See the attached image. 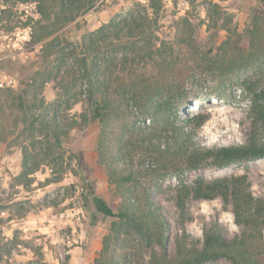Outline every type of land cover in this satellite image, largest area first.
I'll list each match as a JSON object with an SVG mask.
<instances>
[{"label":"rangeland","instance_id":"1","mask_svg":"<svg viewBox=\"0 0 264 264\" xmlns=\"http://www.w3.org/2000/svg\"><path fill=\"white\" fill-rule=\"evenodd\" d=\"M152 1L159 6V14L149 16L144 33L131 39L128 49L114 43L95 47L91 53L85 50L101 26L121 18L138 21L148 14ZM36 12L34 3L0 0V241L7 243L5 249L15 264H93L112 219L83 199L85 186L91 185L114 211L120 198L112 193L106 169L97 162L100 127L90 119L87 82L79 78L80 59L89 63L95 58L102 66L105 58H115L119 64L125 57L128 66L142 73L169 66L172 81H177L181 90L171 97L168 120L186 127L188 115L207 114L208 119L196 130L197 144L210 148L243 143L250 130V102L239 82L252 69L224 75L210 66L209 59L222 41L248 48L245 28L253 14H264V0H95L92 10L67 25H58L38 43L32 41L27 25L30 18H38ZM260 63L264 58L256 61ZM127 71L115 72L116 78L128 81ZM116 78L109 79L113 82L111 95ZM7 94L9 98L20 95L26 110H20L17 101L8 100ZM41 102L57 113L65 127L76 122L59 142L48 132L29 129L32 117L40 112L32 104ZM116 104L126 114V122L143 129L158 126L127 96ZM24 151L30 156L29 164L38 162L27 175L29 185L20 183L24 180ZM136 162L134 158L133 164ZM242 174L247 175L252 195L264 200V158L222 169L204 164L189 170L179 165L163 181L156 178L149 185V197L166 222L169 256H174L175 240L182 233L175 208L179 181L191 184L197 177L210 181ZM186 207L189 240H201L203 227L214 223L226 239L242 232L231 206L219 197L189 199ZM147 256L143 251L142 257ZM205 264L231 263L220 258Z\"/></svg>","mask_w":264,"mask_h":264},{"label":"trees","instance_id":"2","mask_svg":"<svg viewBox=\"0 0 264 264\" xmlns=\"http://www.w3.org/2000/svg\"><path fill=\"white\" fill-rule=\"evenodd\" d=\"M13 1L35 4L38 18H30L27 22L35 43L48 38L58 25H67L77 16L86 14L95 4V0ZM148 9V14L138 18V21L121 18L101 26L96 31L94 41L91 39L85 45V50L91 53L95 47L107 48L114 43L123 44L122 47L128 49L130 40L144 33L143 25L149 16L157 17L160 11L154 1L148 4ZM245 33L248 37L246 50L237 44L222 41L214 57L209 59L210 66L224 75L235 76L252 69L239 82L240 89L250 102L249 135L243 143L226 146L208 148L196 143V130L208 119L207 114L188 115L186 127L175 120H168L166 114L171 109V97L181 90L180 84L172 81L169 66H158L155 73H142L128 66L125 57L118 61L119 64L115 58H105L102 66L97 64L95 58H91L89 63L84 57L80 59L82 73L79 78L87 82L90 119L100 127L97 162L105 167L112 193L120 198L119 207L114 211L103 197L94 192L91 185L85 186L83 199L102 216L112 219L93 264H205L220 258L227 259L231 264H264V200L252 195L246 174L218 177L210 181L197 177L191 184L179 181L175 208L182 233L175 240L174 256L167 254L166 222L149 197V185L156 178L163 181L165 175L179 165L189 170H197L204 164L222 169L264 158V63L256 64V61L264 58V14H253ZM124 71L130 76L128 81L116 78L115 72ZM113 75L116 88H112L115 91L111 95L109 87L113 82L109 79ZM9 91L12 92V89ZM9 96L7 94L6 98L17 101L20 110H26L20 95ZM125 96L158 126L143 129L133 122H126V114L116 104V100ZM35 106L40 112L32 117L29 129H36L39 133L48 132L55 142H59L76 124L73 121L65 127L57 113L48 106L42 102L32 104V107ZM2 141L0 137V143ZM29 158L24 151V180L20 183L25 185L30 184L27 175L38 167V162L29 164ZM134 158L136 164H133ZM148 159L151 161L147 163ZM218 197L224 205L231 206L234 222L243 227L242 232L226 239L214 223L203 227L201 240H189L185 230V223L190 219L187 201ZM6 245L0 241V264H15L5 249ZM143 251L148 255L146 259L142 257ZM34 264H38V261Z\"/></svg>","mask_w":264,"mask_h":264}]
</instances>
